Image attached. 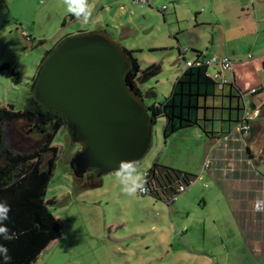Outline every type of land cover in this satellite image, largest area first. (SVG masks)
I'll return each mask as SVG.
<instances>
[{"label": "rangeland", "instance_id": "1", "mask_svg": "<svg viewBox=\"0 0 264 264\" xmlns=\"http://www.w3.org/2000/svg\"><path fill=\"white\" fill-rule=\"evenodd\" d=\"M125 1L129 4L122 10L118 9L119 3L101 11L87 0L91 15L84 23L67 12L64 0H0V66L8 64L7 69L0 71V107L23 109L30 96L31 80L46 51L63 37L80 32L105 31L121 48L133 51L132 57L141 70L151 64L160 67L156 76L138 84L144 106L161 103L169 96L180 75V66L185 68L181 52L186 61L192 60L197 51L224 57L222 52L230 51L232 35L242 36L240 47L244 49L255 40L251 27L240 31L236 21L231 26V9L226 8L224 0H152L150 4L137 5ZM252 1L247 0L246 8L252 20H260L261 7L258 12L255 3L253 11ZM226 2L231 5V0ZM239 14L234 9L233 15ZM241 92L250 114L248 91ZM218 94L217 91L216 100L221 98ZM228 99L223 98L226 106ZM231 105L233 128V98ZM239 105L241 108L242 100ZM227 111L228 108L217 107L214 128L219 125L220 113L226 116ZM208 117L211 118L210 113ZM249 122L248 126L253 124ZM164 124V117L155 120L150 147L136 165L137 171L143 175L155 162L166 167L170 175H202L170 204L138 192L128 195L115 173L99 177L101 184L93 188L82 187L88 180L74 178L69 168L78 146L66 128L57 132L53 140L57 158L45 200L61 227L60 247H75L68 253L62 252L64 249L57 253L65 260L74 253L75 264H264V239H260L264 237V204L250 216L236 213L249 201H234L232 194H245L244 187L232 186L231 191L225 192L195 168L205 147L199 126L182 129L164 139ZM224 124H229L226 117ZM262 127L263 121L261 128L251 130L252 138L258 139L256 146H251L253 141L246 136L239 140L241 145L251 147L255 156L264 143ZM2 128L5 144L17 152L36 149L44 132L49 131H39L20 119L5 123Z\"/></svg>", "mask_w": 264, "mask_h": 264}, {"label": "trees", "instance_id": "2", "mask_svg": "<svg viewBox=\"0 0 264 264\" xmlns=\"http://www.w3.org/2000/svg\"><path fill=\"white\" fill-rule=\"evenodd\" d=\"M66 37L46 51L35 77L31 80L30 96L23 109L15 110L12 105L0 107V201H6L11 205L9 220L6 224L17 234V238L11 241L0 239V244H4L9 250L11 256L9 264H33L49 243L61 235V227L57 218L48 209L45 195L57 158V147L53 145V140L60 129L66 128V121L62 114L47 110L36 102L32 91L43 62ZM122 50L130 60V68L125 74L126 84L142 101L138 84L156 76L160 67L157 64H151L141 70L137 60L132 57L133 51H127L124 48ZM196 53V58L193 60L223 58L204 57L201 53ZM180 56L183 57V53H180ZM7 68L8 64H2L0 71ZM210 68L203 65L184 69L172 86L168 97L161 103L145 106L152 126L158 117L165 118L162 131L164 139L182 129L197 125L200 99L213 95L215 90H219L217 82L206 76ZM262 68L264 69V60ZM237 110L242 109L237 108ZM19 119L32 124L39 131L49 129L44 132L41 144L30 152H17L5 144L3 124ZM239 122L240 118H237V124ZM46 155L48 157H45ZM96 173V170H88L80 179L81 182L88 180L82 187L93 188L98 185L100 180ZM146 173L151 188L148 196L165 201L166 204L172 203L180 194L177 192L178 186L184 185L187 188L195 179V176L190 174L170 175L166 167L157 165L155 162Z\"/></svg>", "mask_w": 264, "mask_h": 264}, {"label": "water", "instance_id": "3", "mask_svg": "<svg viewBox=\"0 0 264 264\" xmlns=\"http://www.w3.org/2000/svg\"><path fill=\"white\" fill-rule=\"evenodd\" d=\"M130 60L103 31L63 39L43 62L32 91L47 110L62 114L78 146L69 162L74 178L88 170L116 173L137 165L151 144L152 125L140 97L126 84Z\"/></svg>", "mask_w": 264, "mask_h": 264}, {"label": "crops", "instance_id": "4", "mask_svg": "<svg viewBox=\"0 0 264 264\" xmlns=\"http://www.w3.org/2000/svg\"><path fill=\"white\" fill-rule=\"evenodd\" d=\"M122 1L123 0H91V6L94 7V9L100 7V10L103 11L112 4L121 3L118 5V9L122 10L124 6L129 4L125 3V0ZM224 1L226 8L231 9V26L234 24V21H236V26L240 31L244 30V27H246L248 31V28L251 27V30H253L252 35H255V40L254 43L244 49L240 47L242 36H231L230 51H228V54L227 52H222V55L228 57L232 62V71L224 72V74L231 79V84L224 86L223 89L215 90L213 95L202 98L199 101L200 108L197 113V125L204 133L200 135L205 143V147L201 151L199 164L195 168H198L197 170L199 171L201 170L202 174L206 173L208 181L214 182L225 192L231 191L232 186L244 187V190H246L245 194L233 191V200L239 201L244 198V200L249 202L241 206L243 208L237 206L238 208L235 212H245L246 215L250 216L257 213L264 204V186L263 189L261 187L264 185V143L262 146L258 147V156H255L251 147L246 143L241 145L239 140L241 139L240 141H242L246 136L247 140L253 141L254 145L251 144V146H256L258 139L256 137L252 138L254 133L251 130L252 128H261V122H264V97L262 98V93H264V69L262 68V61L264 60V0L252 1L253 11L255 10L254 4L256 3L258 4L256 7L258 12L259 7H261L260 11L262 13L260 20L258 19L255 21L251 19L249 14L250 10L246 8L248 5L247 0H244L245 2H242L243 0H231V5L227 4L226 0ZM129 2L137 5L133 3V0H129ZM234 9L239 10L240 14L238 16L233 15ZM199 53L204 57L213 56L210 55V53L200 51ZM196 55L197 53L195 52L193 59L196 58ZM216 55L218 54L216 53ZM253 88L257 90L256 93L247 95V98H250L247 100L250 114L246 111V115L251 118L249 121H253V124L249 122L250 126L248 133L240 136L237 130V118H240L242 113H240V110H237V108H240V100L237 99V91L241 90L246 92ZM217 91L220 92V94H218L221 97L219 100L215 99V96L218 97ZM226 96L229 97L227 106L223 100ZM232 98L236 103L233 128H231V110H233L231 105ZM217 107L221 109L228 108V111L226 112V116L220 113L219 125L214 128L213 118L215 116L214 111ZM208 113L211 114V118L208 117ZM225 117L229 122L227 125L224 124ZM262 131L264 132V127H262ZM207 161H209V163H206ZM195 179H202V175L198 178L195 177ZM195 179L194 182L196 181ZM99 184H101V181ZM257 203L259 207H256ZM262 238L264 239V237L260 236V239ZM62 240V235H60L58 239L49 243L33 264H75L74 253L69 255L68 260L61 258L62 254L57 253L58 250L62 251V249H64V251H62L64 253H68L75 249V247L70 245L60 247Z\"/></svg>", "mask_w": 264, "mask_h": 264}, {"label": "clouds", "instance_id": "5", "mask_svg": "<svg viewBox=\"0 0 264 264\" xmlns=\"http://www.w3.org/2000/svg\"><path fill=\"white\" fill-rule=\"evenodd\" d=\"M64 6L68 13L78 20L87 23L90 19L91 9L87 0H64ZM116 178L119 180L122 190L128 195L137 191H145V180L143 175L137 171L132 161H121L116 169ZM11 205L6 201H0V239L11 241L17 238V234L9 229L6 222L9 220ZM11 256L4 244H0V264H9Z\"/></svg>", "mask_w": 264, "mask_h": 264}, {"label": "built area", "instance_id": "6", "mask_svg": "<svg viewBox=\"0 0 264 264\" xmlns=\"http://www.w3.org/2000/svg\"><path fill=\"white\" fill-rule=\"evenodd\" d=\"M133 3L135 4H150V0H133ZM29 40V38H28ZM181 61L184 62L185 68L189 67H194V66H207V67H212L213 71L210 72L208 71L206 73V76L211 77L213 80L217 82V87L219 89H222L224 86L231 84V79L227 77L224 72H231L232 71V62L228 57H223V58H208V59H203V60H184L182 56H180ZM183 66H180V73L184 70L182 68ZM256 91L255 88L248 90V94H253ZM237 97H239V100H242V106H241V111L242 115L240 117V122L237 124V130L240 134V136L245 135L248 133L249 126H248V121L250 117L246 115L247 108L245 106L243 97L244 93L241 91H237ZM148 174L145 172L143 174V178L145 180V191H137L141 195H149L151 188L149 184V178L147 176ZM186 190V186L180 185L178 186L177 192L182 193ZM175 199V197L172 199V201ZM256 207H259V204H256Z\"/></svg>", "mask_w": 264, "mask_h": 264}]
</instances>
